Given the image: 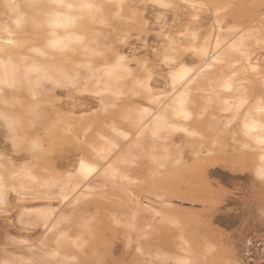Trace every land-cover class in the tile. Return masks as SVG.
Returning <instances> with one entry per match:
<instances>
[{
  "label": "bare ground",
  "instance_id": "6f19581e",
  "mask_svg": "<svg viewBox=\"0 0 264 264\" xmlns=\"http://www.w3.org/2000/svg\"><path fill=\"white\" fill-rule=\"evenodd\" d=\"M126 1L0 0V119H4L2 125L6 128L2 135H13L14 147L12 155L6 153L5 157L2 156L5 163L0 162V204L8 205L5 212L9 214L2 220L0 254L21 259L20 264H25L23 261L29 264H131L144 258L151 246L143 241L150 225L146 222L151 219L149 215L157 214L158 210L155 201L144 199L141 192H136L139 183L130 175L133 172L129 174L126 165L119 169L118 163L110 161L117 155L115 148L122 156L138 145L148 129L155 133L167 129L174 135L181 134L179 142H185L193 134L186 126L192 117L185 106L193 101V96L185 88L198 75L207 78L209 72L215 70L230 77L220 86H212L214 90L210 92L213 95L216 90L221 109L231 112H240L245 104L248 106L251 97L244 90L249 74L256 78L254 84L264 86L261 59L249 48L245 35L235 40L221 39L224 30L220 23L222 16L216 9L211 11L213 30L203 44L199 45L196 33H187L190 41L186 38L177 41L172 32L162 31L159 37L163 35V41L145 45L144 48L151 47L158 53L156 67L160 76H164L168 68L175 92L174 98L166 101L155 97V88L150 84L153 67L146 55H139V44L122 40V45H117L118 42L109 36L115 26L113 21L120 16ZM152 1L159 6L165 3V0ZM89 3L97 7H84ZM197 3L192 1L187 7L178 6L173 12L174 21H178L181 27L185 25L183 19L186 15L190 16L188 20L204 21L195 9ZM141 11L143 14L156 13L158 20L163 21L164 11L150 9L147 5ZM181 51L183 53H179ZM132 62L138 67L133 68ZM140 62L149 74L139 87L146 89L147 96L156 104L154 107L136 104L138 102L131 98L140 90L137 84L133 85V78L142 71ZM260 101L259 110H256L264 115V98ZM44 103L50 107H42ZM120 103L133 107L134 114L123 123L132 127L131 130L122 129L116 122L96 119L94 107L100 106L104 110L123 105ZM86 120H90L89 124ZM91 123L97 125L91 127ZM255 123L258 130L252 135L260 136L264 122ZM244 125L224 123L223 129L216 126L219 135L228 137L224 147H230L232 142L229 141H233V149H263L264 146L258 145L252 137L244 139ZM119 136L123 139H118ZM113 137L121 141L119 147L114 148L109 143ZM45 139L63 143V153L46 158L47 166L51 163L56 170L48 176L43 175L45 167L40 168L42 172L38 175L35 174L36 168L35 172L31 168L44 158ZM238 139L244 140L237 144L235 140ZM21 141L28 145L25 152L15 149ZM66 142L69 144H64ZM195 151L192 153L195 159L200 154L202 156L203 150L200 153ZM211 151L210 147L207 148V152ZM259 154L258 164H263L264 153ZM107 198L115 205H109ZM182 199L199 201L193 196ZM127 210L136 232L134 237L125 234L126 239L120 240L118 213ZM16 211L18 221L14 223L11 218ZM93 211L111 216L109 220L102 219L98 226H88L83 221L91 213L94 215ZM79 221L82 227H77V232L71 234L75 227L73 222L77 225ZM16 227L22 232L19 236L13 234ZM108 234L123 244L121 251L114 245L106 246L104 241ZM162 242L159 233L153 246L159 248ZM179 244L191 251L190 245L184 241ZM72 248L78 249L79 254ZM117 253L120 254L116 257ZM1 261L13 264L5 258ZM203 261L208 263L207 258Z\"/></svg>",
  "mask_w": 264,
  "mask_h": 264
},
{
  "label": "rangeland",
  "instance_id": "374dc122",
  "mask_svg": "<svg viewBox=\"0 0 264 264\" xmlns=\"http://www.w3.org/2000/svg\"><path fill=\"white\" fill-rule=\"evenodd\" d=\"M192 1L198 2L195 9L204 21L188 20L187 18L190 19V16L186 15V19H183L185 25L181 27L178 21H174L173 12L178 6H189ZM161 4L164 5L159 6L152 0H127L122 5L120 16L113 21L115 26L109 35L118 42L117 45H122V40L139 44L138 46L141 47L139 55H146L152 64L151 67H153L152 72L150 71V84L155 88V97L159 96L160 100L166 101L168 98L173 99L175 92L168 68H166L164 76H160L156 67V64L159 63L158 57H156L158 53L151 47L147 48L146 46L144 48L145 45H151L153 41H163V35L159 37L162 31L172 32V37L177 41L181 38V40L186 38L190 41L188 34L196 33L199 45L203 44L209 39L207 36H210L211 30H213L214 19L211 18V11L216 9L222 16L220 23H222L224 30L220 34L221 39L228 41L233 38L235 40L237 37L245 35L250 45L249 48L254 50V55L262 61L261 75L264 76V0H165V3ZM144 5L150 9L164 11L163 21L158 20L156 13L145 12L143 14L141 10ZM124 9L127 12H123ZM182 55L180 54L179 57ZM135 63L132 62L133 68L138 67ZM140 67L142 71L133 78V85L137 84L138 88L146 81L149 74L148 70L146 71L144 68L143 62H140ZM216 72L215 70L210 71L211 77L206 78L198 75L197 78H192L191 84L185 88L186 92L193 96V101L185 105L189 116L192 117V119L189 117V124L186 122V126L191 128L193 134L185 142H179L178 136L181 134L174 135L167 129L159 130L157 133L148 129L138 145L121 156L119 149L117 151L115 148L119 147L121 141H117L114 137L110 138L112 140L109 143H112L111 145L117 152V155L110 161L118 163L119 169L126 165L129 174L133 172L130 175L136 178L137 181L135 182L139 183L136 186V192H141L144 199L150 198L155 201V207L158 210L157 214L149 215L151 219L146 222L150 224L149 230L143 237V241L151 244V246L146 255H143L144 258L134 260L130 262L131 264H241L240 250L244 240L248 236L264 237V177L259 174L260 170L264 169V161L263 164H258V155L264 153V148L255 150L244 147L240 150L233 149V141H229L232 143H230V147L226 148L224 146L228 137L221 134L220 136L216 128V126L222 128L224 123L233 126L247 122H264V115L258 114L256 110L261 104L260 99L264 98V86L259 83L254 84L256 78L250 77L253 75L249 74V81L245 82L246 90L240 87V90L242 88L252 99L247 102L248 106L245 104L239 109L240 112L222 110V103H219V93L215 90L212 95L210 91L214 90L212 86H220L223 80H228L230 77L225 73L222 76ZM218 88L220 89V87ZM142 93L145 95H141ZM146 93V89L141 87L138 96L131 98L138 102L136 104L141 103L145 107H154L156 104ZM120 104L123 105L118 104L104 110L100 109V106L94 107L96 119L116 122L122 129L131 130L132 127L123 123L126 118L134 114L131 109L133 107L127 103ZM42 107L48 108L50 105L44 103ZM4 122V119H0V149H2L0 150V162L3 163H5L6 153L11 155L14 153L13 135H2L6 131L5 126H3ZM87 122L89 124L90 120ZM95 124L91 123L90 126L93 127ZM246 138L248 137L244 136V139ZM118 139L122 140L123 138L119 136ZM244 139L235 141L237 144H241ZM175 141L176 143H174ZM68 142L64 144L71 143ZM43 144H45L42 147L44 158L34 163L31 168L33 171L36 168V172H34L37 175L43 170L45 172L43 175L48 176L56 170L52 168L51 163H48L47 166L46 158L63 153V143L60 141L53 143L45 139ZM209 147L212 149L211 152H207ZM26 148H28L27 143L21 141L15 149L17 152H25ZM201 150H203L202 156L200 154L195 159L192 153L194 151L200 153ZM42 167L46 169L41 170ZM192 196L197 197L199 201L193 202L182 199ZM107 200L109 205H115L112 200L110 201L108 198ZM7 208V204H0V229H2V220L9 217V214L5 212ZM128 210L121 214L118 213L120 223L117 224V227L121 232L120 240L126 239L123 236L125 234L135 236V227ZM12 214L15 215L11 221L17 223V211ZM93 214L89 215L90 218L87 217V222L83 221L84 224L88 226L92 224V227L98 226L102 219L106 221L111 216L110 214H101L100 211H93ZM73 225H75V230L72 228L71 234L77 232V227H82L81 221L77 224L79 226L74 222ZM157 231H159L158 234H162L163 240L159 248L153 246L154 239L158 235L156 234ZM13 234L19 236L22 232L18 231V227H16ZM182 241L190 245L188 247L191 251L181 247L179 243ZM104 242L106 246L114 245L120 251L123 249V244L121 245L119 239L113 238L110 234L107 235V240ZM132 242L135 245V242ZM83 247L86 248L85 245ZM73 250L79 254L78 249L74 248ZM133 251L137 253V251ZM132 253H130L129 258ZM119 254L117 253L115 256L117 257ZM2 258L12 261L13 264L22 262L21 259L12 258L10 254H0V260ZM206 258L208 263L203 261ZM3 263L4 261H1L0 264ZM23 263L29 264L27 261H23ZM118 264L124 263L119 262Z\"/></svg>",
  "mask_w": 264,
  "mask_h": 264
},
{
  "label": "built area",
  "instance_id": "2783aa9c",
  "mask_svg": "<svg viewBox=\"0 0 264 264\" xmlns=\"http://www.w3.org/2000/svg\"><path fill=\"white\" fill-rule=\"evenodd\" d=\"M241 264H264V237L248 236L240 250Z\"/></svg>",
  "mask_w": 264,
  "mask_h": 264
},
{
  "label": "snow or ice",
  "instance_id": "6c2138e0",
  "mask_svg": "<svg viewBox=\"0 0 264 264\" xmlns=\"http://www.w3.org/2000/svg\"><path fill=\"white\" fill-rule=\"evenodd\" d=\"M84 7L91 9L97 6L89 3L84 5ZM257 130L258 125L255 122L245 123L244 125V135L252 137L258 145L264 146V129H260L262 133L260 136H253L252 134L257 132ZM259 174L264 177V169H261Z\"/></svg>",
  "mask_w": 264,
  "mask_h": 264
}]
</instances>
